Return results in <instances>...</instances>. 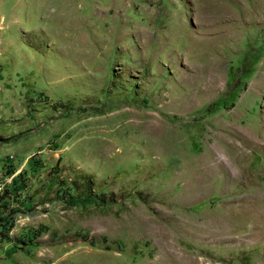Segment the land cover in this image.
I'll use <instances>...</instances> for the list:
<instances>
[{"label": "rangeland", "instance_id": "obj_1", "mask_svg": "<svg viewBox=\"0 0 264 264\" xmlns=\"http://www.w3.org/2000/svg\"><path fill=\"white\" fill-rule=\"evenodd\" d=\"M0 194V264H264V0H0Z\"/></svg>", "mask_w": 264, "mask_h": 264}, {"label": "trees", "instance_id": "obj_2", "mask_svg": "<svg viewBox=\"0 0 264 264\" xmlns=\"http://www.w3.org/2000/svg\"><path fill=\"white\" fill-rule=\"evenodd\" d=\"M17 177L19 178V177H20V174H19ZM2 193H7V192L4 191V192H2ZM0 195H1V194H0ZM7 195H8V194H7ZM0 223H1V220H0Z\"/></svg>", "mask_w": 264, "mask_h": 264}]
</instances>
